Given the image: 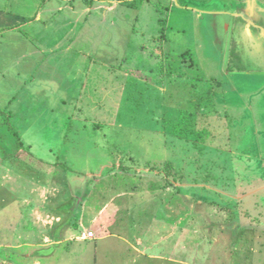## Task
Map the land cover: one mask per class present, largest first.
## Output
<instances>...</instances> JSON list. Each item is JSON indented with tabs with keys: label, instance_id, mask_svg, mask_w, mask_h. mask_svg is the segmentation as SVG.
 Instances as JSON below:
<instances>
[{
	"label": "rangeland",
	"instance_id": "374dc122",
	"mask_svg": "<svg viewBox=\"0 0 264 264\" xmlns=\"http://www.w3.org/2000/svg\"><path fill=\"white\" fill-rule=\"evenodd\" d=\"M168 2L72 0L73 8L95 13L79 22L69 11L49 15L36 30L43 41L15 36L9 50L0 43L3 254L10 246L50 244L25 239L34 232L21 215L25 197L37 194L35 204L45 207L35 206L32 219L42 236L59 215L75 227L52 264H264V21L242 13V27L236 20L215 31L210 26L221 16L195 9L229 10L241 0ZM79 99L85 105L71 108ZM177 127L205 131V140L184 139ZM38 163L52 169L42 172ZM121 173L132 181L127 188L140 185L137 193L151 195L138 207L135 195L124 226L120 206L99 213L105 199L120 205ZM236 182L256 189L239 199L231 189L221 192ZM54 195L58 202L72 197L61 206ZM159 206V219L175 212L173 225L155 221ZM232 208L244 223L234 248L230 232L221 230ZM113 215L119 222L106 224L104 238L78 240L101 235Z\"/></svg>",
	"mask_w": 264,
	"mask_h": 264
},
{
	"label": "crops",
	"instance_id": "0c3cea01",
	"mask_svg": "<svg viewBox=\"0 0 264 264\" xmlns=\"http://www.w3.org/2000/svg\"><path fill=\"white\" fill-rule=\"evenodd\" d=\"M70 1H72V0H0V43H2L3 46H4V43H6L5 50H9V49L13 48V46H11V45H13L15 43L13 41L15 36L16 37H22L24 35L25 39L27 41L31 39V42L37 41V40H39V38L41 41L42 36H41V34L38 35L36 30H38V26L39 27L40 26H42V27L46 26L45 23H46L47 17L49 15H58V13H64L65 11H69L73 15H75V22H79L80 20L89 19V17H91L92 13H95L94 8L92 9V8H90V6H87L86 8L75 9V8H73L72 5H70V3H69ZM167 1L179 3L178 0H167ZM179 8H181V11H183V10L191 11V9H192V8H188V7L186 8V7H180V6H179ZM142 9H143V6H142ZM172 9H174V8H172ZM168 11L170 12V10H168ZM195 11H196V13L201 14L202 16L205 14L206 15L221 16L222 23H219V25L213 24L212 25L213 27L210 26L211 29L213 28L215 31H218V30L224 31V28H225L224 25L226 23H227V25L228 24L232 25L236 20H238V21H236V24L238 23L237 25L242 27L243 23L239 21L241 16H243L242 13L253 17L255 19V21H260L261 19L264 21V2H262V0H241V5H239V7H235V8L229 9V10L208 11V10H204V9H195ZM172 12H173V10H172ZM211 19H209V20L211 21ZM242 20H243V17H242ZM169 21H171V19ZM169 21L167 20V23H166L168 25V28L170 27ZM248 23H252V22L249 20ZM208 26L209 25H207V27ZM236 29L238 31L239 27ZM247 32H245L246 38L249 37V34ZM245 37H244L243 41L246 40ZM15 41H16V39H15ZM42 41H43V39H42ZM185 52H187V51L184 50L183 52L180 53V55H182ZM24 83H26V82H24ZM243 89L250 90L249 88H243ZM173 94H175V93H173ZM75 101L76 102H73L71 104V106H70L71 108H73V105H76V108H78L79 105L84 104V101H81L80 99L78 101L77 100H75ZM63 104H66L65 100H62V105ZM81 107H83V106H81ZM261 164H263V163H261ZM259 167H260V169H262V166L259 165ZM50 168L52 169V167L50 165H44L40 168L41 169L40 171L47 172V171H49ZM55 170L56 169H54L53 172H56ZM58 170L59 169H57V171ZM102 176H103V174H102ZM122 176H123V174L120 177H122ZM106 179L107 178H103V179L101 178L100 180H98V183L101 184L103 181H106ZM121 179L124 180L122 182H124L125 184H123L122 192H120L118 194V197L120 200V202H119L120 205L116 204V200H114L116 198H113L109 201H107V199H105L104 203L101 205V206H103V205H105V206L99 210V213L100 214L102 213L104 216H107L108 214L112 215L115 212L114 209L120 206L121 207V209H119V210H121L120 216H122L120 221L123 219V226H124L125 223H127V221H128V218L126 217L125 214L127 212H131L132 205H133L132 199L135 197V195L140 196V201H136V202H138L136 204V207L149 202L151 195L149 193L146 195H141V194L137 193L136 192V191H138L137 188H140L139 187L140 185L139 186L138 185L129 186L127 188V185H128L127 181H130V179L125 180V176H123ZM130 182H132V181H130ZM140 182H142V181H140ZM140 182H138V183H140ZM89 183L87 182L86 185L84 184L83 186H79V187L86 188V186H88ZM234 184H236V185H234ZM58 185H59V183L57 184V186ZM135 187H136V189H135ZM142 187H144L143 184L141 185V188ZM63 188L68 193V190L65 187H63ZM92 189L88 193V200H87L88 204H87V206H89V207H91V201H94L93 200L94 196L97 195L96 188L93 186ZM225 189L226 190L231 189V191L233 192V195L237 196L236 199H239L240 193L243 192L245 189L252 192V191H255L256 187L249 184V183L248 184H241V182L240 183L236 182V183H233L231 188H228L225 185H223L221 192L224 191ZM38 191H39V195H41V190L39 189ZM166 191H167V193H165L166 198L164 197V199L167 202V206L170 208L171 205H174L173 204L174 198H172L174 194L170 193L169 188ZM76 194H78V193H76ZM34 195H37V194H34ZM34 195L31 194L30 196L25 197V201L27 204H25V207L22 209L23 213H21L22 216L24 214V220H23L24 223L27 222V225H29V227H27V229H29L31 231L34 230V232L27 231V235L25 236V239L26 238L29 239L30 237L34 240L48 239V241H50V244L39 246L38 245L39 243H32L31 246H29V247H27L28 244H24L22 246H17V247H11L10 246V247H7L8 249H6V254L5 253L3 254L1 252V246H0V262H1V259H4V261L7 262L8 264H26V263L27 264H52V259H53L54 253L56 251V248L64 245V242H67V240H69V241L73 240L72 238L74 236H69V233L75 227H72L69 223V220L71 218L65 219L64 215L56 216L53 224H51L50 227L47 228V230H49V229L51 230L50 233L46 234L45 236H42V232H41L42 226L41 225L39 227L36 226L35 220L32 219V213H34L35 206H41L40 210H41V208H44L45 206L40 201H39L40 204L39 203L35 204L36 202L34 199ZM157 195H159V194H157ZM55 197L56 196L54 195L53 201L58 202V199ZM71 197H68L69 200H66V201L62 200V201H59L58 203L62 206V203H64V202L66 203L67 201H70ZM77 200H79V199L77 198ZM252 201H253L252 197H250L247 203L251 204ZM154 204H156V202ZM123 207H127V209L124 210V212H123ZM256 208H257V206H254V208H251L252 212H250V213H255L257 211ZM108 209H110L109 213H108ZM160 209H162V207H160V206H159V208H156V211L154 212V215H153L154 219L158 223V225H165L166 223H167V226H170V224L173 225L172 222L174 221L175 212L169 213L168 212L169 209H168V211L166 212L167 219L163 218V217L159 219L158 215H159ZM231 210H232V214L229 213L230 218L226 222L223 223L221 230L224 232H227V230H228V232H230V237L232 239V247L234 248V247H236L235 244L236 243L238 244L237 240L239 239V237L237 238L234 234L239 232L240 227L243 226L244 223H243V220H240L239 218L234 217V213L236 210L238 211V209L235 210L234 208H232ZM237 211H236V213H237ZM28 216H29V218H28ZM114 217H115V215H113V217H112V219H113V220H111L112 222L110 220H108V222H106V220H105L106 223H103L105 226L101 228V230H102L101 235H97V233L95 234L94 232H92V233H94V237L89 238L88 232H87V233L83 234V236L85 235L84 237L83 236L77 237L78 240L80 241V239H81V242H87V241L96 240L95 238H97V236H99L100 239L104 238V236L107 235L106 233H108V231L106 229V224L114 226L116 223L119 222V220L114 222ZM162 219H164V221L161 223L160 220H162ZM28 222H30L32 224L33 228L31 227V224ZM263 223H264V220H263ZM254 225H255V223H254ZM156 227L157 226L155 225L154 228H156ZM79 228H80V223H78V227H76V229L79 230ZM255 228H256V225L254 227V230H255ZM126 230H128V229H126ZM253 232H254V235H256V232L255 231H253ZM95 235H96V237H95ZM127 238H128V235L127 236L123 235V240L125 242H126ZM139 242H141L140 239H139ZM8 250H10V251L8 252ZM35 250H37V251H35ZM38 251H41V253H39ZM43 257H45V258H43ZM42 258L46 259V260L44 261Z\"/></svg>",
	"mask_w": 264,
	"mask_h": 264
},
{
	"label": "trees",
	"instance_id": "16d2710c",
	"mask_svg": "<svg viewBox=\"0 0 264 264\" xmlns=\"http://www.w3.org/2000/svg\"><path fill=\"white\" fill-rule=\"evenodd\" d=\"M174 133L175 134H179L181 137L183 136L184 139H189L190 137H195V138H198L199 140H205V136H206V133L205 131H199V132H196V131H193V130H184V129H181V128H175L173 129ZM38 165H40V168L44 165H47V164H40L38 163Z\"/></svg>",
	"mask_w": 264,
	"mask_h": 264
},
{
	"label": "built area",
	"instance_id": "2783aa9c",
	"mask_svg": "<svg viewBox=\"0 0 264 264\" xmlns=\"http://www.w3.org/2000/svg\"><path fill=\"white\" fill-rule=\"evenodd\" d=\"M88 237H89V238H93V237H94V233H92V232L89 233V234H88Z\"/></svg>",
	"mask_w": 264,
	"mask_h": 264
}]
</instances>
